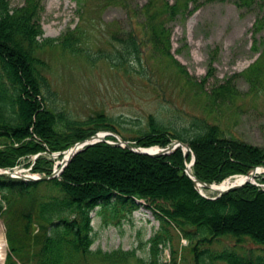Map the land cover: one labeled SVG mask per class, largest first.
I'll return each instance as SVG.
<instances>
[{"label": "trees", "instance_id": "1", "mask_svg": "<svg viewBox=\"0 0 264 264\" xmlns=\"http://www.w3.org/2000/svg\"><path fill=\"white\" fill-rule=\"evenodd\" d=\"M249 1L236 3L244 6ZM258 1L264 5V0ZM148 5L149 41L157 48L165 39L163 51L169 55L168 38L164 29L153 22ZM40 8L37 0H25L22 6L0 0V168H13L21 156L62 152L99 131L118 134L140 147H164L178 139L190 150L186 156L179 147L169 154L150 156L97 142L77 152L56 177L23 180L0 175V215L9 245L3 264H130L131 259L136 264H175V259L167 263L157 256L158 245L170 238V226L188 239L200 235L191 247L193 264H206L205 257L210 264H220L216 259L227 264H264L260 254L251 257L227 248L210 253L204 246L219 236H230L236 242L250 240L264 248V188L249 182L208 199L185 174V164L193 156L191 172L203 182L220 183L230 176L246 175L255 167H264V148L226 137L217 125L197 120L190 124L192 136H186L156 121L153 115L148 116L146 129L127 139L117 129L115 118L104 112L76 119L48 104L51 88L40 51L57 44L62 50L90 56L80 46L77 28L59 38L43 37ZM168 9L169 15L175 14L179 9L177 0ZM263 24L264 16L256 20L253 32L257 33ZM116 34L113 38L120 44L116 55L101 53L98 57L113 66L128 67L130 56L131 62L133 59L141 66L136 35ZM258 43L254 39L252 47L256 49ZM262 54L264 51L259 56ZM256 63L249 67L251 71H256ZM225 83L213 88L209 96L219 100L231 96L230 81ZM52 166L51 159L38 156L30 171L49 175ZM259 180L264 184V178ZM40 187L46 192L37 195ZM16 199L21 205L13 210L10 204ZM142 203L154 210L160 227L148 240L149 259L136 256L132 249L91 248L90 212L95 207H101V217L109 211V219L119 222ZM248 211L261 214V219H249L245 215ZM103 221L107 223L105 218Z\"/></svg>", "mask_w": 264, "mask_h": 264}, {"label": "rangeland", "instance_id": "2", "mask_svg": "<svg viewBox=\"0 0 264 264\" xmlns=\"http://www.w3.org/2000/svg\"><path fill=\"white\" fill-rule=\"evenodd\" d=\"M8 1L11 6L25 3V0ZM37 1L41 4L39 22L43 37L59 38L77 28L81 34L80 46L90 56L62 50L57 44L40 51L51 88L48 104L76 119L104 112L115 118L119 123L117 129L127 139L146 129L148 116L153 115L156 121L186 136H192L194 129L190 124L197 120L217 125L226 137L264 148V54L259 56L264 51V24L257 33L253 32L256 20L264 16V5L258 0L244 6H238L237 0H177L179 9L173 15H169L168 6L174 5L175 0ZM147 5L154 16L153 22L165 31L169 55L163 51L165 39L157 48L149 41ZM128 32L139 41L142 67L133 59L131 62L130 56L128 67L113 66L98 57L101 53L116 55L120 44L113 38L114 34L123 36ZM254 39L260 42L256 49L252 47ZM255 62L256 71H251L249 67ZM226 81H230L233 94L224 100L212 99L211 90ZM53 153L43 151L21 156L13 168H0V171L40 176L30 168L38 156L51 159L55 168L59 157ZM236 176L239 175L228 178ZM261 178L264 172L259 169L251 181L264 188ZM205 190L206 196L214 195ZM44 192L46 189L40 187L36 193ZM20 203L16 199L10 206L17 210ZM100 210L98 206L90 212L92 249H132L136 256L145 259L152 256L148 240L160 227L151 207L142 203L119 222L110 220L109 211H105L107 223L99 215ZM255 213L248 211L245 215L252 220L261 219V214ZM4 216L12 222L8 214ZM168 231L170 238L158 245V260L169 263L175 259V264H193L191 247L200 235L188 239L172 226ZM0 234L5 243V260L9 245L1 215ZM204 246L210 253L227 248L251 257L260 254L264 259V248L250 240L236 242L230 236H219ZM133 260L130 264H136ZM215 261L227 264L219 259ZM205 263L210 264L208 257Z\"/></svg>", "mask_w": 264, "mask_h": 264}, {"label": "water", "instance_id": "3", "mask_svg": "<svg viewBox=\"0 0 264 264\" xmlns=\"http://www.w3.org/2000/svg\"><path fill=\"white\" fill-rule=\"evenodd\" d=\"M106 136H113L115 138V140H107ZM97 142H106L112 146H120V147H125L135 153H140V154H147L150 156H154V155H161V154H169L172 151H174L176 148H181V150L183 151L184 155L186 156L190 150L188 144H186L185 142H182L178 139H174L172 140L168 145L164 146V147H159V150L156 151H152L149 152L147 151V149L152 148V147H140V146H136L134 142L131 141H127L124 140L123 138L119 137L117 134L111 133V132H103V131H99L96 132L94 134H91L87 137H85L82 140H79L75 143H73L69 148H67L66 150L62 151V152H55L53 153L54 157H58L60 154H62L61 159L59 160V162L57 163L56 167L53 168L52 172L50 173V175H40V176H29V175H13L16 174L15 172H12L10 170H4V171H0V175L4 176V177H13V178H21L24 180H46V179H50L53 177L58 176L63 168L67 165V163L69 162V160L80 150H82L84 147L86 146H90L93 145ZM67 152L68 157L64 158V154ZM194 162V158H192V160L189 162V164H185V174L187 175V177L192 181V184L194 185L195 189L200 193V195H202L205 198L208 199H215L217 197H219L221 194L229 191V190H234L237 189L239 187H241L242 185H244L245 183H253L251 181V178L254 176L255 172L258 171L259 169H262V171L264 172V167L262 166H258L253 168L248 174L246 175H239V176H244L246 177L244 180H242L241 182L238 183H232L230 185H228L225 188L222 189H216L213 188V185H215V183H206L203 182L201 180H198L197 178H195L194 174L191 172V170H189V166L192 165ZM199 186H201L204 189L209 190L211 193H213V196H206L204 195ZM3 264V262H2Z\"/></svg>", "mask_w": 264, "mask_h": 264}, {"label": "bare ground", "instance_id": "4", "mask_svg": "<svg viewBox=\"0 0 264 264\" xmlns=\"http://www.w3.org/2000/svg\"><path fill=\"white\" fill-rule=\"evenodd\" d=\"M156 150H159V146H154L152 148L147 149V151H149V152L156 151ZM67 157H68V155H67V152H66L64 154V158H67ZM189 170H190V166H189ZM233 178L234 179H231V178L225 179L222 183L213 185V188L222 189V188H225V187H227L228 185H230L232 183L241 182L246 177H244V176H236V177H233ZM199 188H200L201 192L204 195L207 194L206 190L204 188H202L201 186H199ZM4 253H5V243H4V239L1 237V234H0V264H2V262L4 260Z\"/></svg>", "mask_w": 264, "mask_h": 264}]
</instances>
